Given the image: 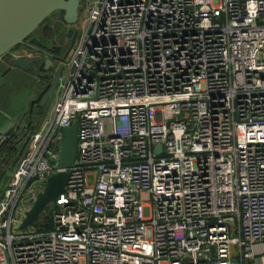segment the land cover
Masks as SVG:
<instances>
[{"label":"built area","instance_id":"obj_1","mask_svg":"<svg viewBox=\"0 0 264 264\" xmlns=\"http://www.w3.org/2000/svg\"><path fill=\"white\" fill-rule=\"evenodd\" d=\"M74 28L0 179V264H264V0H79Z\"/></svg>","mask_w":264,"mask_h":264},{"label":"water","instance_id":"obj_2","mask_svg":"<svg viewBox=\"0 0 264 264\" xmlns=\"http://www.w3.org/2000/svg\"><path fill=\"white\" fill-rule=\"evenodd\" d=\"M79 0H0V54L5 52L9 47L16 44L40 19L52 8L63 10V19L67 23H73L77 15V6ZM76 31L73 30L69 42L64 49L62 57H65L69 48L72 45ZM44 62L43 70H47L51 65L48 58L42 59L41 56L25 55L11 56L8 58V64L16 66L23 70L30 69L33 73ZM39 62L36 67L31 63ZM59 71V66L54 72V76L48 84L47 88L42 91L37 101H33L30 105V114L28 117L33 118L31 125L33 128L39 123L42 116L45 114L48 103L52 97L56 77ZM39 87L35 90L39 91L42 83L38 80ZM27 103L24 104L22 111L26 110ZM22 112L20 113V115ZM28 124V123H27ZM26 124V125H27ZM63 136L60 141V146L57 156V164L61 167L69 166L75 155L76 147V122L62 128ZM156 150H160V146H156ZM66 171H58L50 174L46 180L42 191H40L33 201L31 207L25 212L20 227L30 223H44V216L38 219V213L42 210L47 201H53L54 197L60 191L65 183ZM47 207V206H46ZM50 207L48 206L46 212Z\"/></svg>","mask_w":264,"mask_h":264},{"label":"rangeland","instance_id":"obj_3","mask_svg":"<svg viewBox=\"0 0 264 264\" xmlns=\"http://www.w3.org/2000/svg\"><path fill=\"white\" fill-rule=\"evenodd\" d=\"M71 24L74 26L75 21ZM68 25L69 23L65 22L63 19V10L52 8L32 27V29L21 37L20 41L12 46L17 51L21 49L22 52H24V46L21 47V44L24 42H28L36 47L49 48V46L57 44L60 33H63ZM61 38L65 37L62 35ZM62 49L63 48H61L60 51ZM15 50H11V52L15 53ZM30 76L29 72L19 70L15 66L9 64H6L4 67V65L0 63V131L8 126H10V131L8 133L14 131L19 133L21 130L18 135H15L19 141L25 135L24 127L30 122L27 116L28 112H25L23 115L18 114L30 95V90L32 88L31 81H29ZM49 106L50 103L48 104L45 114L48 113ZM27 204L30 205V202H27ZM51 205L52 202L48 201L44 209H47L48 206L51 207Z\"/></svg>","mask_w":264,"mask_h":264},{"label":"flooded vegetation","instance_id":"obj_4","mask_svg":"<svg viewBox=\"0 0 264 264\" xmlns=\"http://www.w3.org/2000/svg\"><path fill=\"white\" fill-rule=\"evenodd\" d=\"M69 25H68L67 28H65L63 33H60V38H58L57 44L56 45H51V46H49V48H47V47L46 48L36 47V46H34V45H32V44H30L28 42H24L23 44H21V47L24 46L23 47L24 48V52H22L21 49L19 51H17V50H15L13 48V46H11L5 52L0 54V61H2L3 63H6V64H8V58L11 57V56H25V55H33V56L38 55V56H41L42 59L48 58L51 61V65L49 66V68L47 70H43V65H44L43 61L40 62L41 65L36 70V73H33V71H31L30 69L24 70L26 72H29V74L31 75L29 81H31V85H32L31 87L32 88L30 90V95L27 98V102H26L27 103V108H26V110L22 111V109H21L18 112V114H20L21 112H22L21 115H23L25 112H28V114H30L29 105L33 101L35 102V101L38 100V97L40 96L42 91H44L47 88L48 84L50 83L51 79L53 78L54 72L56 71L57 67L59 66L57 64V60L62 57L64 49L66 48V46H67V44L69 42V39L71 37V33H72L73 30H75L73 24L69 23ZM62 35L65 38H61ZM61 48H63V49L60 51ZM11 50H13V51L15 50L16 52L12 53ZM40 63L39 62H32L31 64L34 67H36ZM16 68H18V67H16ZM18 69L19 70H23V69H20V68H18ZM59 70H60V66H59ZM38 80L42 83V86H40L39 91L36 92L35 90L39 87L37 85L38 84ZM29 121H30L29 123H32L33 118L29 117ZM20 132H21V130L19 131V133ZM19 133H16L14 131V132L8 133L7 136H9L10 134L15 136V135H18Z\"/></svg>","mask_w":264,"mask_h":264},{"label":"trees","instance_id":"obj_5","mask_svg":"<svg viewBox=\"0 0 264 264\" xmlns=\"http://www.w3.org/2000/svg\"><path fill=\"white\" fill-rule=\"evenodd\" d=\"M25 134L33 129L31 123H28L25 127ZM20 139V137H19ZM26 141V136L19 141L15 136L9 135L4 137L0 141V179L4 176L7 166L16 153L18 146L22 145ZM20 143V144H19Z\"/></svg>","mask_w":264,"mask_h":264},{"label":"crops","instance_id":"obj_6","mask_svg":"<svg viewBox=\"0 0 264 264\" xmlns=\"http://www.w3.org/2000/svg\"><path fill=\"white\" fill-rule=\"evenodd\" d=\"M0 63L3 64L4 67L6 66V63H3V62H0ZM9 131H10V126L5 127L4 130L0 131V137H1V139H2L3 137L7 136V134H8ZM2 135H3V136H2ZM1 139H0V140H1Z\"/></svg>","mask_w":264,"mask_h":264}]
</instances>
